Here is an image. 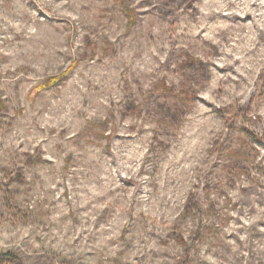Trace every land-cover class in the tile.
I'll return each instance as SVG.
<instances>
[{
    "label": "rangeland",
    "instance_id": "rangeland-1",
    "mask_svg": "<svg viewBox=\"0 0 264 264\" xmlns=\"http://www.w3.org/2000/svg\"><path fill=\"white\" fill-rule=\"evenodd\" d=\"M3 264H264V0H0Z\"/></svg>",
    "mask_w": 264,
    "mask_h": 264
},
{
    "label": "trees",
    "instance_id": "trees-1",
    "mask_svg": "<svg viewBox=\"0 0 264 264\" xmlns=\"http://www.w3.org/2000/svg\"><path fill=\"white\" fill-rule=\"evenodd\" d=\"M16 258L11 254H6V255H2L0 256V264L6 263V262H15Z\"/></svg>",
    "mask_w": 264,
    "mask_h": 264
}]
</instances>
